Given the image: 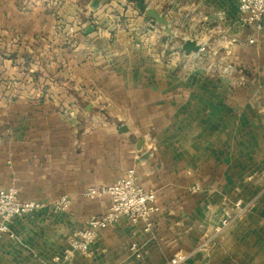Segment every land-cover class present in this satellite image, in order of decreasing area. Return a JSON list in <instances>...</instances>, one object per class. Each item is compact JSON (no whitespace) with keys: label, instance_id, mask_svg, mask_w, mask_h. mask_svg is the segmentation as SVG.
<instances>
[{"label":"crops","instance_id":"obj_1","mask_svg":"<svg viewBox=\"0 0 264 264\" xmlns=\"http://www.w3.org/2000/svg\"><path fill=\"white\" fill-rule=\"evenodd\" d=\"M25 1L0 0V185L71 205L15 217L0 264H52L109 206L85 191L130 168L156 193L154 229L123 218L70 264H169L239 200L253 206L184 264H264V24H239L238 0H147L175 36L129 0ZM187 31L216 35L226 68L181 72L165 40Z\"/></svg>","mask_w":264,"mask_h":264},{"label":"built area","instance_id":"obj_2","mask_svg":"<svg viewBox=\"0 0 264 264\" xmlns=\"http://www.w3.org/2000/svg\"><path fill=\"white\" fill-rule=\"evenodd\" d=\"M262 20H264V0H238L239 24L260 28ZM249 41L253 43L254 39L251 38ZM205 49L206 46L202 44L199 53ZM198 189V186L192 188L195 192ZM84 195L87 197L106 195L110 199L109 206L102 214L89 217L83 228L70 235L67 247L61 254L52 258V264H70L78 253L89 254L99 233L104 229L115 227L123 218L133 224H142L145 232H151L155 226L156 216L161 211L156 202L155 191L145 189L139 184L135 168L128 169L125 175L112 185L89 187ZM70 205L71 199L67 195L49 205L35 199L21 200L16 187L0 185V239L6 235L13 236L11 223L15 217L37 213L45 209H51L53 213L57 214L67 210ZM252 206L253 201L247 203L241 200L237 201L236 211L232 215L222 218L214 227L213 234L206 238L195 251L179 253L170 260L169 264H184L196 251L204 248L209 249L216 237L236 224ZM130 251L135 257H141L137 243L130 245Z\"/></svg>","mask_w":264,"mask_h":264},{"label":"rangeland","instance_id":"obj_3","mask_svg":"<svg viewBox=\"0 0 264 264\" xmlns=\"http://www.w3.org/2000/svg\"><path fill=\"white\" fill-rule=\"evenodd\" d=\"M37 1V0H36ZM35 0H26L24 5L29 6V5H33L36 3ZM47 0L40 2V4H47ZM75 3V2H74ZM23 4V3H22ZM73 4V0H70V5ZM51 5V4H50ZM57 18L59 15H55ZM55 17V18H56ZM86 17L85 15L82 16ZM56 18V19H57ZM196 35V33H191L190 31L185 32V34H183V36H181V40L179 42H176V40L174 39H170V37L167 38V40H165V54L166 56H173V52H176L177 56L179 59L177 60V68H180L181 72L185 73V72H189L191 71V69L193 68H201L203 70H222L224 68H226L222 63H224L221 58H220V52L217 49L216 44L219 43V41H213L216 37V35L213 37V39L211 38L209 41V46L206 47V49L200 54L197 55L196 57H192V58H185L184 57V52L182 50V43L183 40L185 39H192V37H194ZM235 225V224H234Z\"/></svg>","mask_w":264,"mask_h":264},{"label":"water","instance_id":"obj_4","mask_svg":"<svg viewBox=\"0 0 264 264\" xmlns=\"http://www.w3.org/2000/svg\"><path fill=\"white\" fill-rule=\"evenodd\" d=\"M135 4V6L141 11L145 16L146 20H153L157 24L163 26L168 33V35L175 36V32L170 24V22L165 18L164 14L161 13L157 8L151 7L147 0H129ZM264 24V20H262ZM202 47V43L194 39H186L182 43V50L186 55H191L193 53H199ZM124 127H122V130ZM125 131V129H124Z\"/></svg>","mask_w":264,"mask_h":264}]
</instances>
